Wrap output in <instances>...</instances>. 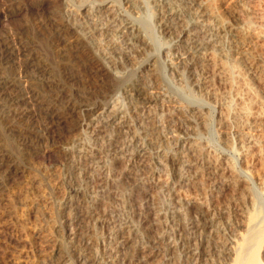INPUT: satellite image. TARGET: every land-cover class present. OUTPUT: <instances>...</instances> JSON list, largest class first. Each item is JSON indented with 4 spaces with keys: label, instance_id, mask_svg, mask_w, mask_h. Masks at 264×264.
Listing matches in <instances>:
<instances>
[{
    "label": "rangeland",
    "instance_id": "1",
    "mask_svg": "<svg viewBox=\"0 0 264 264\" xmlns=\"http://www.w3.org/2000/svg\"><path fill=\"white\" fill-rule=\"evenodd\" d=\"M210 1L0 0V264L232 263L264 220V54Z\"/></svg>",
    "mask_w": 264,
    "mask_h": 264
},
{
    "label": "bare ground",
    "instance_id": "2",
    "mask_svg": "<svg viewBox=\"0 0 264 264\" xmlns=\"http://www.w3.org/2000/svg\"><path fill=\"white\" fill-rule=\"evenodd\" d=\"M197 4V12L196 14L200 17H206L211 20L214 16V6L213 8L209 5L211 2L210 0H194ZM210 1V2H209ZM214 2V1H213ZM228 4V3H227ZM232 4V3H230ZM230 8V7H229ZM228 8V9H229ZM232 8V7H231ZM241 9V8H240ZM239 13V12H238ZM243 17H240L243 19V30L246 32L245 34H248L249 40L253 39L254 47L259 50V52H262L264 54V0H243ZM240 14V13H239ZM216 16V15H215ZM240 16V15H239ZM238 16V17H239ZM217 17V16H216ZM218 18V17H217ZM205 19V18H204ZM215 20V19H214ZM213 20V21H214ZM218 20V19H217ZM219 24V23H218ZM164 26V25H163ZM166 26V25H165ZM167 28V26H166ZM166 30V29H165ZM244 35V34H243ZM244 38V37H243ZM248 38H244L243 40V46H247L248 44H251V41L248 43L246 42ZM255 40V41H254ZM247 49V48H246ZM248 50V49H247ZM257 52V51H256ZM261 54V53H259ZM263 54L261 56H263ZM250 55V54H249ZM248 56V55H247ZM260 57V56H259ZM264 58V57H263ZM261 58V59H263ZM248 60V59H247ZM246 58L243 60L246 61ZM249 61V60H248ZM245 62V63H246ZM252 62V61H251ZM261 62V60H260ZM96 63V62H95ZM244 64V63H243ZM94 65V63H93ZM92 65V67H93ZM245 65V64H244ZM95 66V65H94ZM97 66V65H96ZM101 67V66H100ZM99 67V68H100ZM245 67L249 71L250 69L253 71L254 67L253 65L246 64ZM94 68V67H93ZM256 68V67H255ZM96 69V68H95ZM94 70V69H93ZM98 70V68H97ZM102 70V69H101ZM247 71V72H248ZM91 72V70H90ZM95 72V71H94ZM97 72V71H96ZM222 72V71H221ZM225 72V71H224ZM246 72V74H247ZM102 74V73H101ZM26 75V74H25ZM94 75V74H93ZM98 75V74H97ZM155 75V74H154ZM225 75V74H224ZM254 79L257 78V80H264V75L262 72H260L257 69H254L253 74ZM157 76V75H155ZM95 77V76H94ZM99 77V76H98ZM101 77V76H100ZM103 78V77H102ZM157 79V77H155ZM253 79V78H252ZM124 81H119V85L121 86L125 85ZM260 83V82H259ZM135 85V84H134ZM262 86V85H261ZM137 87V86H136ZM258 87V86H257ZM127 88V87H126ZM130 88V87H129ZM125 89V88H124ZM137 89V88H136ZM142 89V88H141ZM258 89V88H257ZM133 90V89H132ZM134 91V90H133ZM136 91V90H135ZM246 91V90H245ZM247 93V92H246ZM133 94V93H132ZM139 94V93H138ZM250 94V93H249ZM245 96V106L244 109L246 112V118L249 121V118H251V110H252V101L250 95ZM262 96L261 101L264 103V86L262 87ZM145 95V94H144ZM140 97V96H139ZM149 100V99H148ZM145 101V100H144ZM147 102V101H146ZM263 106V105H262ZM264 109V108H263ZM259 112V111H258ZM263 113V112H262ZM255 115V114H254ZM259 115V114H258ZM260 116V115H259ZM263 118V117H262ZM246 120V121H247ZM247 121V123H248ZM252 121V120H251ZM264 121V120H263ZM250 122V121H249ZM252 123V122H251ZM250 123V125H251ZM249 124V123H248ZM248 134V133H247ZM249 139V138H248ZM157 140V139H156ZM247 140V139H246ZM247 142V141H246ZM254 143V142H253ZM248 144V143H247ZM247 146V145H246ZM251 147V146H250ZM200 207V206H199ZM195 206L191 209V213H199L200 208ZM190 213V214H191ZM197 216V215H196ZM196 218V217H195ZM193 221V220H192ZM198 222V221H197ZM256 222V221H255ZM256 224V223H255ZM254 226H250L248 228V232L246 235H244V238L240 239L241 241L238 242V245L235 244L236 248L233 250V259L231 264H259L258 260L256 258V249L257 246L260 244V242L264 241V220L256 224ZM252 225V224H251ZM125 240V239H124ZM240 243V244H239ZM261 246V245H260ZM231 249V248H230ZM229 251V250H228Z\"/></svg>",
    "mask_w": 264,
    "mask_h": 264
}]
</instances>
